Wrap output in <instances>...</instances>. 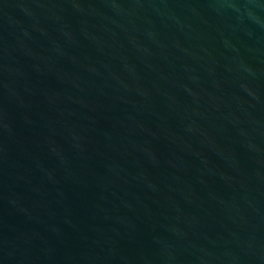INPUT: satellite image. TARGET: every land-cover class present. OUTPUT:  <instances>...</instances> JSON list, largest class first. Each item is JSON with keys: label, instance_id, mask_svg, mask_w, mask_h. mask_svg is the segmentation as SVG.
Returning a JSON list of instances; mask_svg holds the SVG:
<instances>
[{"label": "water", "instance_id": "95a60500", "mask_svg": "<svg viewBox=\"0 0 264 264\" xmlns=\"http://www.w3.org/2000/svg\"><path fill=\"white\" fill-rule=\"evenodd\" d=\"M0 264H264V0H0Z\"/></svg>", "mask_w": 264, "mask_h": 264}]
</instances>
